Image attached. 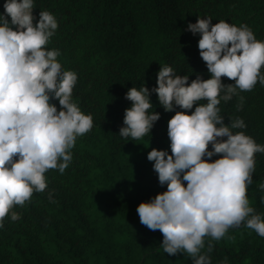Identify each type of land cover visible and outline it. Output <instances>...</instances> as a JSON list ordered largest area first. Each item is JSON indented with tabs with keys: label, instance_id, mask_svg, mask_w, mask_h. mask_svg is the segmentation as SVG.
I'll list each match as a JSON object with an SVG mask.
<instances>
[{
	"label": "trees",
	"instance_id": "obj_1",
	"mask_svg": "<svg viewBox=\"0 0 264 264\" xmlns=\"http://www.w3.org/2000/svg\"><path fill=\"white\" fill-rule=\"evenodd\" d=\"M33 6L36 19L45 10L56 18L57 29L45 47L58 49L62 70L77 74L71 99L82 113L91 114L92 128L76 138L64 172L49 169L47 187L34 191L23 206H14L11 211L20 218L5 216L0 264H192L186 253H165L163 234L141 224L136 211L140 202L166 189L146 153L152 148L170 152L167 121L181 109L165 112L152 93L160 117L150 135L131 141L118 134L131 104L125 93L142 83L154 87L163 66L188 74L189 82L197 74L209 78L199 56V34L188 31L187 24L197 16L211 17L212 24H243L264 41V0H34ZM51 102L59 110L58 101ZM217 107L225 124L244 121L246 127L232 129L234 134L243 132L264 145V86L259 80ZM254 159L246 195L264 219V190L258 187L264 182V153H255ZM204 245L201 252L211 264H264V237L244 222L229 227L219 240L204 237Z\"/></svg>",
	"mask_w": 264,
	"mask_h": 264
},
{
	"label": "clouds",
	"instance_id": "obj_2",
	"mask_svg": "<svg viewBox=\"0 0 264 264\" xmlns=\"http://www.w3.org/2000/svg\"><path fill=\"white\" fill-rule=\"evenodd\" d=\"M33 5L34 0H4L0 13V226L9 213L18 220L14 206H23L34 191L47 187L49 169L64 172L76 138L92 128L91 114L82 113L71 99L77 74L62 70L58 49L45 47L57 29L56 18L45 10L36 19ZM211 21L197 16L187 24L188 31L199 34V56L209 78L197 74L189 82L188 74L159 67L154 87L142 83L125 93L131 104L118 132L131 141L150 135L160 117L153 110L152 93L165 112L181 109L167 121L170 152L152 148L146 153L166 189L140 202L136 211L141 224L163 234L165 253H186L192 264H211L201 252L204 237L219 240L241 222L264 237V219L246 195L254 154L264 153V145L243 132L234 134L232 129L246 127L244 121L225 124L217 107L237 90L250 91L257 80L264 86V41L246 25ZM221 77L234 83L225 84ZM258 187L264 190V182Z\"/></svg>",
	"mask_w": 264,
	"mask_h": 264
}]
</instances>
